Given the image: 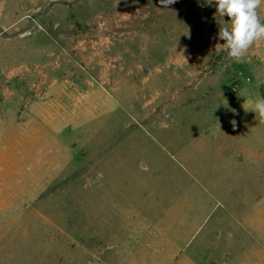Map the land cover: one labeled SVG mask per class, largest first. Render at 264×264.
<instances>
[{"label":"rangeland","instance_id":"obj_1","mask_svg":"<svg viewBox=\"0 0 264 264\" xmlns=\"http://www.w3.org/2000/svg\"><path fill=\"white\" fill-rule=\"evenodd\" d=\"M226 26L204 0H0V264L152 238L174 264H264V41L236 62Z\"/></svg>","mask_w":264,"mask_h":264},{"label":"clouds","instance_id":"obj_2","mask_svg":"<svg viewBox=\"0 0 264 264\" xmlns=\"http://www.w3.org/2000/svg\"><path fill=\"white\" fill-rule=\"evenodd\" d=\"M176 0H159L161 7L168 8ZM205 4H215L216 14L228 17V26L220 27L218 38L220 45L230 59L240 62L250 47L264 41V22L261 21L258 9L264 6V0H204ZM264 123V99H257L252 108ZM246 109V110H248ZM233 127L236 121H231Z\"/></svg>","mask_w":264,"mask_h":264},{"label":"crops","instance_id":"obj_3","mask_svg":"<svg viewBox=\"0 0 264 264\" xmlns=\"http://www.w3.org/2000/svg\"><path fill=\"white\" fill-rule=\"evenodd\" d=\"M158 208L156 210V219L153 222L150 230L160 226V198L158 200ZM174 246H170L172 250ZM127 253H129L127 251ZM165 257L160 258V240L150 239L146 245L134 246L129 256H122L118 253V264H174L173 256H169L165 261Z\"/></svg>","mask_w":264,"mask_h":264}]
</instances>
